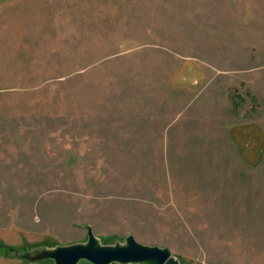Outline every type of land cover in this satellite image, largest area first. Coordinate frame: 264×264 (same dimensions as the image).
I'll return each instance as SVG.
<instances>
[{"label":"rangeland","instance_id":"rangeland-1","mask_svg":"<svg viewBox=\"0 0 264 264\" xmlns=\"http://www.w3.org/2000/svg\"><path fill=\"white\" fill-rule=\"evenodd\" d=\"M88 227L264 264V0H0V264Z\"/></svg>","mask_w":264,"mask_h":264},{"label":"water","instance_id":"water-1","mask_svg":"<svg viewBox=\"0 0 264 264\" xmlns=\"http://www.w3.org/2000/svg\"><path fill=\"white\" fill-rule=\"evenodd\" d=\"M87 235L85 243L40 247L26 252L9 251L11 256L26 261L52 260L55 264H79L81 261L91 264H182L170 249L141 244L134 236H128L122 244L102 245L91 227H88Z\"/></svg>","mask_w":264,"mask_h":264},{"label":"trees","instance_id":"trees-1","mask_svg":"<svg viewBox=\"0 0 264 264\" xmlns=\"http://www.w3.org/2000/svg\"><path fill=\"white\" fill-rule=\"evenodd\" d=\"M1 247H2V246H0V248H1ZM7 251H8V248H7V249H6V251H5V252H6V255L8 256V253H7Z\"/></svg>","mask_w":264,"mask_h":264}]
</instances>
